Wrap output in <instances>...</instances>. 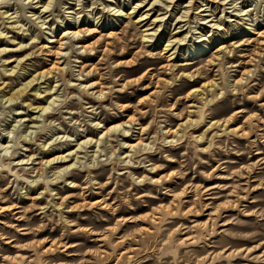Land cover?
Wrapping results in <instances>:
<instances>
[{"label": "rangeland", "instance_id": "1", "mask_svg": "<svg viewBox=\"0 0 264 264\" xmlns=\"http://www.w3.org/2000/svg\"><path fill=\"white\" fill-rule=\"evenodd\" d=\"M35 1L0 5V264H264V0Z\"/></svg>", "mask_w": 264, "mask_h": 264}, {"label": "bare ground", "instance_id": "2", "mask_svg": "<svg viewBox=\"0 0 264 264\" xmlns=\"http://www.w3.org/2000/svg\"><path fill=\"white\" fill-rule=\"evenodd\" d=\"M31 1H33V0H31ZM34 3H38V0L37 1H35ZM49 5L50 4H47L46 6H44L43 7V10L42 11H44V12H47V9H48V7H49ZM189 9H191V5H190V7H189ZM112 10H114V15L115 16H118V17H121V16H127V15H129V14H131V12H125V13H122V12H120V10L119 9H112ZM190 10H188V12H189ZM187 12V11H186ZM188 14V13H187ZM143 15V14H142ZM146 16V15H145ZM142 18V17H141ZM156 18V17H155ZM145 19H137V21L136 22H138V23H141L142 21H144ZM155 21H158V19H155ZM76 26V25H75ZM76 29H78L77 27H74V28H69V30H66L65 31V33L66 34H72V35H77L78 34V30H76ZM150 29H152V28H146V29H143L144 31H147V30H150ZM256 31V30H255ZM264 32H261V33H259V36H260V34H263ZM154 33H146V34H144V36H143V39H145L146 37H147V39H146V41H150L151 40V38H152V35H153ZM257 34V33H256ZM264 36V35H263ZM174 40V39H173ZM54 40L52 39L51 41H49V42H53ZM61 45H62V43H60V45L58 46V47H60L61 48ZM171 44H169V43H164V48H163V50H167V52H169L171 49H172V47H170L169 48V46H170ZM203 47H204V45H203ZM57 54H60V52L59 53H57ZM173 59V53H171V54H169V58H168V60H172ZM188 64H190V63H188ZM188 64H185L184 65V67H187V65ZM162 66H164V67H168L169 66V64H166V65H161V67ZM58 66H56V65H52L51 66V69H54V68H57ZM148 70V69H147ZM50 74V70H43V71H41L40 73H38V75L37 76H32L31 78H30V80H28V82H26V83H24V84H21V86L18 88V89H16L14 92H12L11 94H10V96L7 98V100L8 101H12V100H14V99H17L18 97H20L31 85H32V83L34 82V81H38V79H44V77L46 78V76L47 75H49ZM95 85V83H91L90 84V86H94ZM208 84L207 83H203L202 84V87L203 88H206V86H207ZM55 86V85H54ZM47 90H48V93L50 94V98H49V100L47 101V103L45 104V105H43V106H41V107H37L38 108V110L36 111V113H37V116H36V118H39L40 116L41 117H45L46 115H48L50 112H48V109H50V108H53V106H54V104H55V102H57V100H58V94H56V91H55V93H52V92H50L51 91V89H48L47 88ZM199 89L198 88H192L190 91H189V94H192V93H194V92H196V91H198ZM38 94V93H37ZM52 95H54V96H52ZM188 96V95H187ZM35 118V119H36ZM230 119V118H229ZM39 120V119H38ZM225 122V121H224ZM96 124V123H95ZM126 124V123H125ZM141 127H143V126H140V128ZM97 128H100L101 130H100V135H99V138L98 139H93V138H90V137H88V138H86L85 140H81L80 142H77L75 145H76V149H71V150H68L67 151V153L65 152V154H58L57 156H54V157H52L51 159H49L48 161H46L45 163L46 164H48V163H51V164H57L58 166H62L63 168L60 170V171H63L64 172V174H68L70 171H72V170H74V164L76 163V162H78V160H77V158H79V156H77V152L78 151H81L82 150V148H84L85 149V152H87V148L88 147H90V146H94L93 148V152L94 153H96V152H98V149L100 148V146H101V143H102V141L104 140V139H106L109 135H111V134H114V135H119V136H122V137H124V138H126L128 135H127V133H128V130H126L125 129V125H123V124H121V123H116V124H112V125H109V126H102V125H99V124H97ZM172 130V129H171ZM86 133V132H85ZM87 136V135H86ZM138 140V139H137ZM8 147H7V145L6 146H3V149H7ZM129 148H130V146H129ZM94 155V154H93ZM92 156V155H91ZM125 157H127V156H125ZM2 159V158H1ZM71 160H73L72 161V163H70V164H68V165H65L66 163H68V162H70ZM18 164H20V165H22V164H27V163H24V159H20L18 162H17V165ZM158 179V178H157ZM96 202H99V203H104L103 201L101 202V200H97ZM11 206V207H10ZM19 208V206H17L16 204H13V205H7V206H4V207H1V212H5V211H11V210H14L15 209V213L16 212H18V210H16V209H18ZM1 222V221H0ZM12 226H14V225H12ZM88 229V228H87ZM19 230H21V229H19ZM22 234H26L25 232L24 233H22ZM2 238H6L5 236H2Z\"/></svg>", "mask_w": 264, "mask_h": 264}, {"label": "clouds", "instance_id": "3", "mask_svg": "<svg viewBox=\"0 0 264 264\" xmlns=\"http://www.w3.org/2000/svg\"><path fill=\"white\" fill-rule=\"evenodd\" d=\"M13 0H0V5H3V4H10L12 3Z\"/></svg>", "mask_w": 264, "mask_h": 264}]
</instances>
